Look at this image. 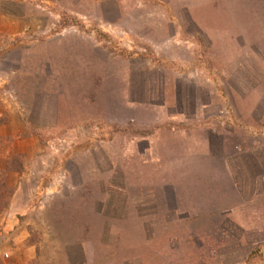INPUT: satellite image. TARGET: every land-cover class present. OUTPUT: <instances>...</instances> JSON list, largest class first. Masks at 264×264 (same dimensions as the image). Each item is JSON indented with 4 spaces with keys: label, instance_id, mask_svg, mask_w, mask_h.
<instances>
[{
    "label": "rangeland",
    "instance_id": "374dc122",
    "mask_svg": "<svg viewBox=\"0 0 264 264\" xmlns=\"http://www.w3.org/2000/svg\"><path fill=\"white\" fill-rule=\"evenodd\" d=\"M0 264H264V0H0Z\"/></svg>",
    "mask_w": 264,
    "mask_h": 264
},
{
    "label": "crops",
    "instance_id": "0c3cea01",
    "mask_svg": "<svg viewBox=\"0 0 264 264\" xmlns=\"http://www.w3.org/2000/svg\"><path fill=\"white\" fill-rule=\"evenodd\" d=\"M27 153V157H29V158H32L33 157V151H28V152H26ZM18 174H19V172H15L14 173V175L16 176V179L18 178ZM20 175H21V173H20Z\"/></svg>",
    "mask_w": 264,
    "mask_h": 264
}]
</instances>
